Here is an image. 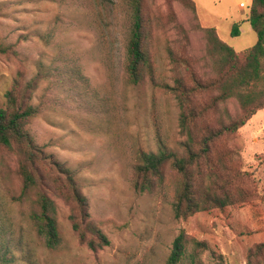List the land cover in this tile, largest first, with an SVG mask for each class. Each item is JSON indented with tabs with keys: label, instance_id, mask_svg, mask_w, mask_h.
<instances>
[{
	"label": "rangeland",
	"instance_id": "1",
	"mask_svg": "<svg viewBox=\"0 0 264 264\" xmlns=\"http://www.w3.org/2000/svg\"><path fill=\"white\" fill-rule=\"evenodd\" d=\"M116 1L0 0V46H14L20 59L0 56V108L21 66L27 80L42 78L32 100L38 114L27 130L75 172L90 221L110 240L98 252L81 244L70 205L54 196L62 245L43 248L27 220L29 205L8 196L19 193L20 182L16 160L5 154L0 214L10 250L0 246V257L11 261L7 264H168L175 239L185 233L188 253L195 243L205 246L203 264H249L250 250L264 243V109L218 147L220 173L241 178L232 190L237 203L226 211L177 219L181 179L172 165H165L163 184L146 192L135 189L134 169L140 152L184 156L181 111L167 87L179 79L190 85L193 74L214 76L206 29L215 28L236 52L257 44L248 21L252 0H192L196 12L176 0H146L152 72L139 85L124 70L130 21L125 7L112 4ZM211 116L216 125V118L230 123L241 116L240 104L230 99ZM188 262L187 257L183 263ZM255 264H264V255Z\"/></svg>",
	"mask_w": 264,
	"mask_h": 264
},
{
	"label": "trees",
	"instance_id": "2",
	"mask_svg": "<svg viewBox=\"0 0 264 264\" xmlns=\"http://www.w3.org/2000/svg\"><path fill=\"white\" fill-rule=\"evenodd\" d=\"M176 1L196 12L192 0ZM145 3L146 0L112 2L116 8L123 6L128 11L130 24L124 70L133 85L143 83L152 72ZM248 21L258 38L254 47L236 52L220 39L215 28L206 29L208 55L214 76L205 80L193 74L190 85L179 79L175 87H167L175 95L181 111L180 130L186 138L182 143L184 156L181 158L165 152L139 153L134 169L136 190L146 192L161 186L168 163L180 177V189L174 202L177 219L187 220L203 211H226L228 206L237 203L232 190L236 188L235 181L241 178L220 173L218 147L223 138L237 134L253 116L264 109V0H252ZM237 35L235 32L234 36ZM0 56L20 61L14 46H0ZM185 64L190 70L189 63ZM41 79L38 76L27 80L24 67L21 66L13 87L6 94V107L0 108V156L2 160L5 154L16 160L14 174L20 182L19 193L9 191L8 196L16 204L29 205L28 223L39 244L47 250H56L62 245L58 208L53 197L63 199L71 207L70 222L80 243L98 252L108 247L110 240L90 221L89 202L81 191L75 172L47 154L27 130L28 124L38 114L32 100ZM201 96H208L209 101L199 103L198 98ZM233 98L240 104L241 116L230 123L216 118V125L211 115H217L220 106ZM238 189L243 193L241 187ZM0 240H3L0 246L6 251L10 250L5 218L1 214ZM188 244L189 238L181 233L173 243L168 264H184L187 257V264H203L201 253L205 246L195 243L193 252L188 253ZM263 255L264 243L250 250L249 264H255L256 258ZM6 258L0 257V264L11 262Z\"/></svg>",
	"mask_w": 264,
	"mask_h": 264
},
{
	"label": "built area",
	"instance_id": "3",
	"mask_svg": "<svg viewBox=\"0 0 264 264\" xmlns=\"http://www.w3.org/2000/svg\"><path fill=\"white\" fill-rule=\"evenodd\" d=\"M242 6H244V5H242Z\"/></svg>",
	"mask_w": 264,
	"mask_h": 264
}]
</instances>
